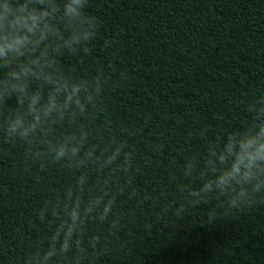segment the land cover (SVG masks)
<instances>
[{"label": "trees", "instance_id": "obj_1", "mask_svg": "<svg viewBox=\"0 0 264 264\" xmlns=\"http://www.w3.org/2000/svg\"><path fill=\"white\" fill-rule=\"evenodd\" d=\"M0 264H264V0H0Z\"/></svg>", "mask_w": 264, "mask_h": 264}]
</instances>
